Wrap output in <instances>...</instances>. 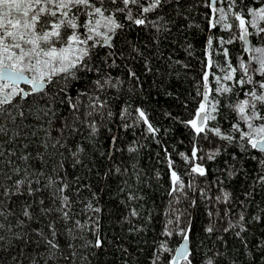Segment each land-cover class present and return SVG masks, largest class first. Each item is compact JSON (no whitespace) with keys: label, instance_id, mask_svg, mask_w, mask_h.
<instances>
[{"label":"trees","instance_id":"1","mask_svg":"<svg viewBox=\"0 0 264 264\" xmlns=\"http://www.w3.org/2000/svg\"><path fill=\"white\" fill-rule=\"evenodd\" d=\"M104 2L113 7L109 0ZM236 3L237 11L247 12L249 7H259L261 0ZM205 4L206 0H168L157 13L149 14L150 19L163 17L160 31L121 18L124 27L112 41L115 47L93 50V71L78 73L79 78L69 80L63 92L60 86L49 85L47 95H30L13 111L14 115L23 111L24 116L17 115L15 125L4 121L20 135L3 144L0 183L15 192L13 181L24 175L25 168L33 183L31 194L25 184L21 194L0 196L11 212L3 221L6 229L0 232L4 236L0 264H153L161 241L170 249L182 242L179 235H162L169 219L173 223L168 227H176L177 216L179 226L190 229L192 264H208L209 258L212 264H264V182L258 179L264 166L252 159L260 154L244 151L212 132L197 136L186 124L201 99L197 86L202 85L208 36H214L212 59L222 66L226 67L224 48L233 66L248 58L235 37L231 44L218 45V39L227 41L232 34L219 28L208 31L206 16L211 13ZM250 41L264 46V36ZM210 72L224 74L215 67ZM105 76L115 86L101 89L94 84ZM215 86L210 75L209 87ZM238 91L233 87L231 93L209 94L210 102L214 95L219 100L209 128L219 126L223 135L231 131L237 116L230 106L239 98ZM137 109L158 129L155 134L139 119ZM193 149L196 158L185 161L181 154L191 158ZM22 155H28V160L20 159ZM194 164H200L205 175L190 174ZM13 167L21 169L19 175ZM173 170L184 189L170 195ZM49 177L54 183L46 187ZM62 184L67 185L62 195L70 197L75 213L72 220L84 226L81 230L68 221L67 227L73 228L70 235L55 211L61 206L56 189ZM89 203L99 211L87 209ZM26 205L31 219L22 215ZM41 208L53 211L45 214ZM50 221L58 229L56 237L50 236ZM97 235L100 247L93 246ZM44 236L55 239L59 249L50 251ZM87 241L92 243L82 246ZM170 255L174 253L161 252V264H167Z\"/></svg>","mask_w":264,"mask_h":264},{"label":"snow or ice","instance_id":"2","mask_svg":"<svg viewBox=\"0 0 264 264\" xmlns=\"http://www.w3.org/2000/svg\"><path fill=\"white\" fill-rule=\"evenodd\" d=\"M168 0H109L113 7H106L104 0H0V156L4 155L3 144L11 143L20 135L19 131L13 132L4 121L16 123L17 115L24 116L20 111L17 115L13 111L19 107L20 101L27 99L30 95H47L49 85L60 86L61 92L65 91V86L69 80L78 79V73L93 71L91 61L93 50L96 48H114L112 43L118 30L123 29L124 24L121 18L136 26H151L157 31L161 30L159 21L163 17L157 15L156 19H150L149 14L157 13V10L167 3ZM219 4H226L227 7H218ZM205 6L210 9V15L206 16L208 31L223 29L232 35L225 41L223 38L217 40L218 45L233 43V37L242 42L243 50L248 53L247 59H240L233 66L227 62L228 50H222L226 58V67L215 62L213 57L214 36L209 35L206 40V59L202 62V85L197 86V95L201 97L194 113V118L186 121L197 136L208 132L229 143H235L242 150H255L260 157L259 164L264 166V46L257 47L251 44L250 38L256 35L264 36V0H261L259 7H249L247 12L237 11L236 0H206ZM229 16L232 22H229ZM250 29L252 31H250ZM187 67V65H185ZM220 69L224 74L216 75L210 72L213 68ZM95 71L99 73V68ZM130 76L135 77V73L130 72ZM215 80V88L209 87V76ZM94 81L98 88L105 86H115L110 76H105ZM224 81L230 82L224 84ZM118 83V82H117ZM21 84L29 86L28 89L21 87ZM233 87L239 91V97L230 107L236 113L237 120L232 125L231 131L223 135L219 126L208 127L209 120H215L213 113L218 111L219 100L214 95L209 101V94L216 92L220 94L231 93ZM203 89V91L201 90ZM19 97V100H17ZM91 99V98H90ZM98 100V97L96 98ZM103 107L102 104L99 105ZM139 119L147 125V130L155 134L158 129L148 121L143 110L137 109ZM110 115V113H109ZM10 132L12 133L10 135ZM14 155V153H10ZM185 161L196 158L197 152L193 149L191 158L181 154ZM28 155H22L20 159L27 161ZM8 164L11 166L12 161ZM168 166L171 169L173 161L168 159ZM12 171L20 174L19 167H13ZM191 173L205 175V169L200 164H194L190 169ZM30 174L24 169V175L15 181L13 186L4 187L0 183V196L7 197L10 194H21V189L27 184V190L31 194ZM11 179V176L8 177ZM46 187H51L54 181L48 178ZM172 193L183 192L184 183L176 171L170 172ZM258 179L264 182V174H259ZM38 183L39 181H35ZM190 186V185H189ZM67 188L66 184L57 187L56 191L61 193L57 197L61 201V206L55 211L60 213L64 221V228L70 235L73 228L67 227L68 221H72L75 228L83 229L79 220H72L75 213L71 212L72 203L69 196L62 195ZM225 193V197H227ZM131 198V197H130ZM43 204V201H40ZM194 203V201H193ZM6 201L0 199V232L6 229L4 220L11 215L5 208ZM171 207V204H170ZM30 206L26 205L22 210V215L28 219L32 218L29 211ZM93 212H98L91 203L86 206ZM52 208H41L42 213L52 212ZM179 210L173 209V212ZM136 215L135 212L132 213ZM240 219H243L241 216ZM23 224V220H18ZM173 220L169 219L165 225L162 235L171 237L174 234L181 237L182 243L175 249H170L167 242L161 241L157 252L154 254L153 264H161L160 253H174L170 255L167 264H192L189 259L191 252L188 247L189 227H180L179 218L176 217V227L169 228ZM11 226H8L10 231ZM50 236L56 237L58 229L53 221L48 224ZM213 229L209 227L207 231ZM40 235H44L40 233ZM50 251L58 250L59 244L55 239L44 236ZM4 236L0 235V241ZM87 241L85 245L91 244ZM94 247H100V239L97 235ZM208 264H212L211 258Z\"/></svg>","mask_w":264,"mask_h":264},{"label":"water","instance_id":"3","mask_svg":"<svg viewBox=\"0 0 264 264\" xmlns=\"http://www.w3.org/2000/svg\"><path fill=\"white\" fill-rule=\"evenodd\" d=\"M218 6V5H217ZM251 42V41H250ZM21 87H24V88H28L29 86H27V85H24V84H21ZM182 243V242H181ZM180 243V244H181ZM180 246V245H179ZM188 247H189V249H190V242H189V240H188Z\"/></svg>","mask_w":264,"mask_h":264},{"label":"flooded vegetation","instance_id":"4","mask_svg":"<svg viewBox=\"0 0 264 264\" xmlns=\"http://www.w3.org/2000/svg\"><path fill=\"white\" fill-rule=\"evenodd\" d=\"M26 89H28V88H26Z\"/></svg>","mask_w":264,"mask_h":264}]
</instances>
